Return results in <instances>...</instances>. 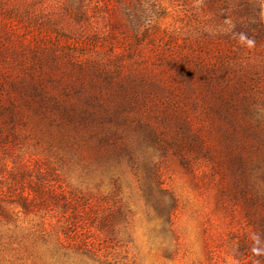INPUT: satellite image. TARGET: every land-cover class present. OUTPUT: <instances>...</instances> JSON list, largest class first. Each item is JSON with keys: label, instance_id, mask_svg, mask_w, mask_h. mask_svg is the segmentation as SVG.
I'll use <instances>...</instances> for the list:
<instances>
[{"label": "rangeland", "instance_id": "1", "mask_svg": "<svg viewBox=\"0 0 264 264\" xmlns=\"http://www.w3.org/2000/svg\"><path fill=\"white\" fill-rule=\"evenodd\" d=\"M261 156L264 0H0V264H264Z\"/></svg>", "mask_w": 264, "mask_h": 264}, {"label": "trees", "instance_id": "2", "mask_svg": "<svg viewBox=\"0 0 264 264\" xmlns=\"http://www.w3.org/2000/svg\"><path fill=\"white\" fill-rule=\"evenodd\" d=\"M11 114L13 115V113H11ZM261 160L264 161V156H261ZM261 175H262V178L264 179V171L261 172ZM36 189H37L36 192L42 193V189L40 187H37ZM22 198H23L22 203L24 205L23 207H25L27 209L30 208V202L32 203V200H34L33 196L31 197V196L23 195ZM260 200L262 202H264V192H263V194H261ZM263 222H264V220H263Z\"/></svg>", "mask_w": 264, "mask_h": 264}]
</instances>
